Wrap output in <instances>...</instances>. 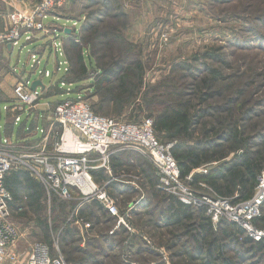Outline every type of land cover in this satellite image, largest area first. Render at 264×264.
<instances>
[{
  "label": "rangeland",
  "instance_id": "374dc122",
  "mask_svg": "<svg viewBox=\"0 0 264 264\" xmlns=\"http://www.w3.org/2000/svg\"><path fill=\"white\" fill-rule=\"evenodd\" d=\"M14 11L7 30L0 33L13 26ZM50 19L60 31L62 48L58 53L52 48L48 64L42 61L47 55L41 56L39 69L50 73L43 79L48 83L57 54L63 70L59 82L64 86L60 89L56 82L38 99L43 118L67 98H81L98 116L134 123L153 120L165 103L187 101L190 112L199 114L193 116L199 124L192 138H180L185 145L200 143L203 125H215L221 138L227 129L218 121L225 120V125L243 133L247 149L264 150V0H66ZM63 23L72 28L69 35L62 34ZM71 41L77 43L76 48H71ZM25 43L13 47L11 68L16 72H12L36 79L39 74L31 73L25 63L32 45ZM5 48L1 47L0 54ZM4 67L0 63V111L14 97L15 84L13 88L9 84L12 75ZM105 70L110 71L105 74L110 81L104 80ZM3 118L1 131L9 134L10 126ZM19 125L14 126V134ZM215 135L210 132L208 136ZM155 136L162 145L175 143L163 134ZM243 149L234 150L227 159ZM141 157L151 163L146 155ZM127 158L123 171L113 175L105 171L107 182L101 186L113 199L118 215L90 199L76 195L66 200L48 194L45 188L37 212L23 200L17 207L9 204V219L19 233L12 251L18 263L27 258L33 243L41 241L53 256H62L65 264H221L219 257L232 264H264V249L258 251L246 242L236 245L218 233V246L208 253L207 242L196 233L199 216L207 215L214 227L224 219L241 228L243 239L257 241L261 234L259 240H264V199L256 215L246 219L239 210L249 199L234 203L205 182L189 184L193 173L206 174L217 162L180 178L191 193L188 205L194 216L169 223L166 196L172 193L160 185L156 170L139 165L134 154ZM260 176L264 178V169ZM258 186L259 180L255 192ZM215 215L217 223H213ZM232 230L235 233L237 228Z\"/></svg>",
  "mask_w": 264,
  "mask_h": 264
},
{
  "label": "built area",
  "instance_id": "2783aa9c",
  "mask_svg": "<svg viewBox=\"0 0 264 264\" xmlns=\"http://www.w3.org/2000/svg\"><path fill=\"white\" fill-rule=\"evenodd\" d=\"M65 1L39 0L26 9L14 11L11 16L13 26L0 33V49L2 46H16L20 41L27 43L36 33H43L53 35L51 47L55 53L61 51L60 31L56 25L51 24L50 17ZM64 29L72 30L63 25L62 34ZM39 63L38 53H30L27 64L31 73L39 74L37 79L41 81L42 76L47 77L49 73L40 70ZM34 80L21 73L15 82L13 103L4 107L6 113H12L15 122L20 121V113H27L35 106L42 94L40 86L34 90L31 88ZM58 86L62 89L64 82H59ZM66 91L71 92L70 89ZM46 119V125L36 127L35 133L38 135L31 142L5 136L0 126V264L18 263L12 251L19 233L9 219L12 197L5 186L6 176L14 169H26L44 186L48 194L55 193L66 200L76 198V195L79 199L97 200L108 213L118 215L113 199L93 180L91 171L101 168L109 172L110 159L115 151L133 149L150 158L159 183L166 191L181 202L190 204L191 193L181 183L178 165L171 154L173 143L162 145L157 141L151 118L134 123L102 117L94 114L81 98H67L57 103ZM258 180L257 191L239 210L246 219L256 215L257 207L264 199V178L260 176ZM249 203L252 206L250 211ZM216 217L213 216V223L219 221ZM237 218L238 215L232 217ZM260 235L255 240H259ZM18 264L65 262L62 256H53L46 243L36 241L27 258Z\"/></svg>",
  "mask_w": 264,
  "mask_h": 264
},
{
  "label": "trees",
  "instance_id": "16d2710c",
  "mask_svg": "<svg viewBox=\"0 0 264 264\" xmlns=\"http://www.w3.org/2000/svg\"><path fill=\"white\" fill-rule=\"evenodd\" d=\"M70 46L71 48H76L77 43L71 41ZM102 73L104 80L110 81L109 77L105 76V74L110 75V71L105 70ZM101 81H103V78ZM128 95H131V93ZM201 98L204 99V97ZM190 111V105L187 101L177 105L165 103L162 109L153 117L154 133L159 136L163 134V138L167 141H175L171 147V154L178 165L180 178L184 179L201 166L217 162L218 165L210 169L206 174L193 173L189 184L195 185L199 182H205L218 195L231 198L234 203L250 199L254 195L258 178L264 169V150L254 151L247 149L246 147H249V145L243 133L233 128V125H225V120L224 122L218 121L220 126L227 129L226 133L220 134L221 138H217L218 131L215 125L211 127L203 125V138L200 141V143H203L201 145H199L200 143L197 145H185L180 138H192V134L195 132V125L198 123V120L194 121L193 116L199 117V114L193 115ZM195 113H197L196 110ZM210 132L216 135L208 136ZM241 146H244L245 149L237 151L232 158L227 159L234 150ZM120 162L119 158L110 159V167H112L114 173L117 169L118 171L122 169V162ZM141 164L147 165L151 170L153 169V172L155 171L148 159H141ZM91 175L96 181L101 178L104 179L106 176L105 171L102 169L92 170ZM38 182L26 169L11 170L5 178V186L12 195V200L9 203L10 207L25 201L30 208L37 212L42 200H44L45 190L43 185ZM166 197L167 222L179 223L193 219L194 209L192 206L181 202L172 194H168ZM91 201L101 208L97 200ZM83 210L84 208L82 207L81 211ZM199 218L200 221L196 225L195 230L197 235L207 242L208 253L218 246V233L222 235L223 239H229L236 245L246 242L250 244L251 248L258 251L264 249V240L254 241L248 237L243 239L240 235L242 233L241 228L234 223L222 219L214 227L207 215H201ZM233 228H237L235 233L232 230ZM44 229L46 230V226H44ZM185 230L186 232L190 231L189 225H187ZM45 235H47V231H45ZM219 248L222 249L223 246ZM219 258L222 261L221 264H232L227 258Z\"/></svg>",
  "mask_w": 264,
  "mask_h": 264
},
{
  "label": "crops",
  "instance_id": "0c3cea01",
  "mask_svg": "<svg viewBox=\"0 0 264 264\" xmlns=\"http://www.w3.org/2000/svg\"><path fill=\"white\" fill-rule=\"evenodd\" d=\"M33 1L34 0H0V32H2L4 30H7L8 24H9V15H10V13L13 10L26 9L33 3ZM63 25H65V24L63 23L62 26ZM65 26H67V25H65ZM52 39H53V35L43 34V33H36V35L31 39V41L25 43V44H28L29 46L32 45V48L30 49V51L28 53V56L26 58V62L25 63L26 64L28 63V59H29L30 53L34 52V53H38V57L39 58L41 56L43 58H45L44 56L46 54L47 57L45 59H43L42 61L44 62V64H48V55H51L52 53H54V52L50 53V51L52 50V47H51ZM13 47L14 46H12V47L11 46H7L5 49L1 50V54H0V63H4V66L6 67V68L4 67V69L8 70L10 75H12V76H10V77H12L11 78L12 80L9 83L12 88H13V85L15 84L16 80H17L18 75H19L18 73H16V74L14 73L13 74V72H14L13 71V67L11 68V66L13 64L12 63ZM56 57H57V55H55L54 72H53L52 77L48 81V83H44L43 79L44 78H49L51 76L49 72H48L49 75L47 77L46 76H42V78H41L42 79L41 82L43 83L44 88H41V87L40 88H41L42 93H44V94L46 93V91L48 92L49 88L51 87L50 85H52V83L54 85V83L59 82V79L61 78V75H58L59 71L62 70L61 69V62L58 61L56 59ZM42 61L40 59L39 65H41ZM43 69L46 70L45 68H43ZM21 73H20V75H21ZM60 73H61V71H60ZM12 92H13V90H12ZM10 96H11V93H10L9 97ZM6 106H8V105H6ZM40 106H41V102L40 103L37 102V104L32 109H30L27 113L26 112L20 113L19 114L20 115V121L19 122H15L13 116L9 115V114H12V113H10V112L6 113L4 110L0 111V122H1L2 116L4 115V118H3L4 124L6 126L7 125L10 126L9 134H6L5 131H3V130H2V133L5 136L10 137L11 139H15V140L19 139V140H24L26 142H31L33 140V138L37 137V135H38L37 133H35L36 132V130H35L36 127L43 126L44 124L46 125V123H45L46 119L43 118V110L44 109L40 108ZM18 123H20V125L18 126L16 134H14V126H16ZM27 129H28V131H27ZM131 154L136 155L137 156L136 160L138 161V164L142 165L141 164V159H142V157H141L142 154L141 153H139V152H137V151H135L133 149L118 150V151H115L113 153L111 159L115 160V159L119 158V160L122 162V167H121L122 169L119 170V171L117 169L116 172L114 173L112 171V167H110V171L107 174L113 175V174H117V173L123 171L125 169L124 167H126L125 165L128 164V163H126V161L128 159L127 157L129 155H131ZM97 170H101V168L95 169V171H97ZM102 170H104V169H102ZM104 171H106V170H104ZM105 175H106V173H105ZM106 178H107V175L105 176L104 179L101 178L99 181H96L94 179L93 180L99 186H102L103 184H105L107 182L105 180ZM113 180L118 182V183H121L120 180H117V179H113ZM112 186L113 185L111 184V187Z\"/></svg>",
  "mask_w": 264,
  "mask_h": 264
},
{
  "label": "water",
  "instance_id": "95a60500",
  "mask_svg": "<svg viewBox=\"0 0 264 264\" xmlns=\"http://www.w3.org/2000/svg\"><path fill=\"white\" fill-rule=\"evenodd\" d=\"M64 33L69 34L70 33V29H64ZM10 46V45H8ZM36 86H40L41 88H44L43 83L39 80V79H35L32 84H31V88L34 90L36 88Z\"/></svg>",
  "mask_w": 264,
  "mask_h": 264
},
{
  "label": "bare ground",
  "instance_id": "6f19581e",
  "mask_svg": "<svg viewBox=\"0 0 264 264\" xmlns=\"http://www.w3.org/2000/svg\"><path fill=\"white\" fill-rule=\"evenodd\" d=\"M252 206H251V204L249 203V205H248V210L250 211V208H251Z\"/></svg>",
  "mask_w": 264,
  "mask_h": 264
}]
</instances>
